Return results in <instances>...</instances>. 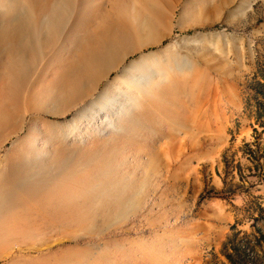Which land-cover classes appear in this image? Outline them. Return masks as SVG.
<instances>
[{"label": "rangeland", "instance_id": "rangeland-1", "mask_svg": "<svg viewBox=\"0 0 264 264\" xmlns=\"http://www.w3.org/2000/svg\"><path fill=\"white\" fill-rule=\"evenodd\" d=\"M57 1L35 0L38 5L34 9L27 0H0V85H4L1 75L7 72L17 86H27L40 77L36 86L43 90L34 96L37 113L48 123L65 126L68 133L98 143L102 129L109 132V123L114 124L124 107L143 99L137 88L157 81L162 86L173 80L184 89L182 107L174 112L179 117L173 122L160 119L159 111L151 110L156 126L141 125L142 130L151 132L142 136L147 154L141 153L139 162L127 160L120 171L111 173L99 170L100 161L93 158L87 166L77 168L84 177L92 169L91 175L101 188L95 191L97 197L111 200L115 204L109 207L118 212L114 209L105 214L94 207L93 223L69 233L54 227L48 230L53 231L48 240L41 231L31 230L28 221H22L18 235L5 233L8 238L1 244L0 264L32 263L38 246L46 242L54 249L78 248V253L70 256L73 262L77 255L75 264H264V108L254 103L257 99L264 104L263 89L259 88V94L254 90L264 78V0H71L63 23L55 18L62 8ZM6 20L10 26L13 23L9 28L18 37L8 29ZM52 20L61 27L57 37L49 31ZM70 28L78 33L76 41L71 40ZM5 31L8 33L1 34ZM1 37L14 41L7 40L9 49L23 39L22 68L4 57L7 45ZM30 38L40 44L38 60L23 51ZM122 38L125 47L112 50L111 57L101 62L110 67L92 78L97 87L89 100L97 104L90 118L73 122L85 91L71 88L56 100L60 93L55 94L56 90L64 81L52 78L58 62L54 52H74L78 50L74 43L92 51L93 46ZM13 57L19 59V55ZM42 81L47 88L44 83L40 86ZM91 128L96 132L89 133ZM25 135L24 131L17 139L6 141L0 162L12 144ZM122 154L132 158L125 149ZM109 177L113 178L110 187L106 183ZM8 183L12 189L17 187L15 182ZM92 246L93 250L89 249ZM91 254L104 259H94Z\"/></svg>", "mask_w": 264, "mask_h": 264}, {"label": "bare ground", "instance_id": "bare-ground-1", "mask_svg": "<svg viewBox=\"0 0 264 264\" xmlns=\"http://www.w3.org/2000/svg\"><path fill=\"white\" fill-rule=\"evenodd\" d=\"M72 1L74 2L75 0H72ZM27 3H28L27 5H30L34 9L38 5L35 2V0H27ZM57 3L62 5L61 6L62 8L59 10V12L55 13V18L58 17L59 21L63 23L66 20V16L68 12L67 10L71 6V0H58ZM20 4H17V5L19 6ZM27 5L25 7L29 8L30 6H27ZM72 6H74V4ZM52 7L53 6H51V8ZM21 9H25V8H21ZM57 9L58 8L56 7V10ZM25 10L24 12L26 13ZM54 22L51 24L49 31L50 33L54 32V37H57L56 31H59V28L61 29V27L57 25L59 22H57L56 24ZM7 23H8L7 25H9L10 22L7 21ZM20 24H21L20 26L21 28L24 27V24L22 23ZM11 26L9 25L8 29H10ZM20 27L18 28L21 29ZM20 31L18 33H20ZM6 32L7 31L1 34L4 35V33ZM13 32L14 34L17 33V32L15 33V30ZM77 34L78 33H75L74 30L71 29V36H72L71 40L76 41L77 40L76 37H78L76 36ZM13 36H14L13 37V40H14L17 34L16 36L15 35ZM2 40L6 43V45L8 41H11V40H8L7 37L4 39H2L1 37V41ZM22 40L21 42L17 40L16 41L17 44L15 43L14 48L12 49H9V46L7 45V48H5V51L3 52V53H6L4 57L8 58L9 64H11L10 62L15 61L14 64L15 65L17 64L16 68L17 67L22 68V66H24L23 61L20 57L21 50L22 48L25 47V46L24 47L21 46V43L23 42ZM25 41L27 40L25 39L24 42ZM125 41L126 40L124 38H122L119 41L111 40L109 41V43H107L104 46H97V45L96 47L93 46L92 51L87 50V49L83 50L80 46H78V44L74 43L73 45L78 48V50H75L74 52H71L69 50L68 51L65 50L66 52H63L62 50L63 53L61 51L54 52L55 60L58 62L56 64L55 69L51 73L52 78L56 77L64 81V83L60 85L61 89L56 90V89L51 88L52 91L56 90V93L55 91H53L55 94H58L60 91V93L58 94L59 99H57L56 97V100L57 101L60 100V98L63 95H65L66 93L65 91L71 88L80 89V90L85 91L83 99L81 101L79 100L80 102H78V100L76 101V99L73 98V100H75L76 103L78 102L77 105L82 106V108H80L79 110L76 108L77 111L75 112V114L72 113L74 115V119L72 120L73 122L81 118H86V119L90 118L92 110L94 106L97 104L96 102L95 103L93 102L94 100L93 101L89 100V98H91L94 92V87H97L94 85L93 82H91L92 80H94L92 78H95L94 75H96V73H103L110 67L108 65L102 66L101 62L103 61L104 58H106V56L107 58H110L112 54V50L116 49L117 46L126 45L127 43H125ZM28 42H27L28 45L26 44V50H23V51L32 53V56L34 55V58L32 59L38 60L40 56V52H41L39 50L41 48L40 44L38 43L37 39H31ZM1 49L2 48H0V51H2ZM89 51H90V54H89ZM1 53L2 52H0V54ZM13 55H16V56L19 55V59H13L14 58ZM10 58L13 60H11ZM135 65H137V63L134 64L133 66ZM44 71H43V74L45 73ZM22 72L26 74V71L22 70ZM1 77L3 79L4 85H0V151L3 148L2 146L5 145L8 139H11L13 137L17 139L16 136H20L21 132H24V131L26 132V135L19 138L17 142L13 143L12 147L9 150L7 149L8 151L6 152L4 159L0 162L1 164V167H0V252L3 250V246H4V245L1 246L2 241L5 239L7 240L8 238L7 236H9V234L18 235L20 233L21 227L19 228L18 224L21 223L22 221H28L26 224H30L29 228H31V230L34 229L35 231L36 230L41 231L43 234V237L46 238V240H48L49 237L52 235L51 233H53V231L49 232L48 230L49 229L52 230L54 227L55 228L57 227L60 229L62 228L68 229V233H69V230L71 231L72 229H81V228L84 229L86 227V224L93 223L94 222L93 218L95 216L94 207L101 209V211L104 212L105 214L112 213V211L114 212V209L116 212L117 211L116 208L112 209L109 207L110 204H115V203L111 202V200L107 201L105 197L103 198L97 197L95 191L101 190V188L97 186L98 184L96 185L95 178L93 177V175H91L92 169L87 170L86 172L87 175L84 177L83 175L82 176L79 175L77 168L83 167L81 165L87 166L88 162L92 161L93 158H96L98 159V161H100V164L98 165L99 170L104 171L106 169H109V171L112 170L110 171L111 173L113 171L114 172H117L118 170L120 171L119 169L120 165L123 162L124 163L127 162V160L132 163L134 162L136 163L137 161L139 162V155H141V153L147 152L146 145H143L144 137L142 136H147V134L151 132V131L142 130L141 129L142 123L156 126V123L154 122V118H153L154 116L151 113V110H155V111L158 110L160 113L159 117L161 116L162 118L170 119L171 122H173L172 119H174L175 121V119L179 117V115L174 112L179 111L178 109L182 107L181 95L184 93L182 84L181 86L180 84H175L173 80H170L169 82H167L165 85H162V86L157 81L158 83L152 82V84L146 88H137L136 92L141 93V96L143 95L142 96L143 99H140L143 102H140L139 99L138 100L135 99L132 106L124 107L123 112L120 113L116 117V121L114 122V124L109 123L108 125V128H110L109 132L105 129H102V133H103L102 136L99 133H97L101 136L100 138L101 141L98 143V142H95V141L93 142L89 140V138L85 137V139H83V137L79 136L82 138L81 140L78 136H75L74 133L72 134L68 133L69 131L67 132V129L65 128V126H62L61 124L60 126V125L48 123L45 121V118L42 117L41 114L39 115V113H37V110H35V106H34L35 105L34 96L35 94H37L38 91L41 90V89L39 90V88L37 87L38 85L36 86V82H40V79H41L40 77H36V80L33 81V83L30 82L27 86L24 84H19L20 86H17L14 82V78L11 77V74H8V72L5 73L4 75H1ZM51 80L53 81L54 79H51ZM54 81H56V79ZM43 83L46 86L45 82L43 81H42V85L40 86H44ZM70 93L71 91L69 92V94ZM39 94H41V92H39ZM101 96L99 97L101 98ZM47 97H44V98L47 99ZM52 98L53 99L51 100L54 102L55 98L53 97V95H52ZM76 98L78 99L79 97L77 96ZM38 99L39 98H37V100ZM39 101L40 100H38V102ZM57 101H56V104H57ZM76 103H74V105H76ZM42 108L43 107H40V109ZM48 110L49 109H47V112ZM116 125H117V129H115ZM88 132L95 133L96 130L91 128L88 130ZM81 134L83 135V133ZM139 136L141 137V139L138 138ZM94 139H96V137H94ZM137 143H140V144H137ZM128 145L130 146V148L128 147ZM124 149H125V152H127V154L128 152L132 153V158L130 160L127 158L126 154H124L126 157L122 154V151ZM128 156H131V154ZM109 171L108 173H110ZM97 172L98 171H96L95 173L94 171L95 174H97ZM5 180H9L10 182H13V183L15 182L17 187L15 189H12V186H10L9 185L10 183H8L9 181L6 182ZM112 180L113 178L109 177L108 182L106 181H103V182L108 183L110 187V186H113ZM116 194L117 193H115L114 196ZM107 195L109 197L112 196L110 193H107L106 196ZM113 206H117V205H113ZM114 216H116L115 213H114ZM111 218H114V217H110V219ZM33 221L35 222L32 223ZM105 223H106V220H105ZM54 230L56 231V229ZM5 233H7L8 235L6 236ZM26 234L28 235L29 233H26ZM57 234L56 236L58 237ZM71 239L73 240V238ZM57 240H61V237L60 239H57ZM52 242H54V240ZM50 243L46 242L44 246L42 247L38 246L37 257L34 258L33 261L31 259L32 263H26V262L24 263L26 264H69L70 263L69 261L72 262L70 258L71 252L78 253V250H77L78 248L75 250H71L72 248H62V247L54 249V246L51 247V245H49ZM52 245H54V243ZM104 245L107 247L106 244ZM108 245H111L110 242ZM114 245H113L114 248L118 246V245L116 246ZM89 249L93 250V246L92 248H89ZM101 250L102 252H104L103 251L104 249H101ZM118 252L122 253L123 251L120 249V251ZM84 253L85 252L83 251L82 254ZM91 255H94V254H91ZM91 255H90V259L92 260ZM101 255H103V253ZM75 256L77 257V255H74V257ZM95 256L97 255L95 254L93 256L94 259H95ZM98 256L97 258L100 259V257ZM76 257L75 259L78 258ZM82 259L83 257L81 258L80 262L82 261ZM90 259L88 257V260L87 259L86 260L89 261ZM102 259H104V257L102 258L101 256L100 261ZM105 260H104V263H105ZM100 261L98 260V262ZM19 262L23 263L22 260H20ZM76 263H78V261ZM88 263L90 264V262ZM88 263H84V264H88ZM73 264H75V262Z\"/></svg>", "mask_w": 264, "mask_h": 264}, {"label": "trees", "instance_id": "trees-1", "mask_svg": "<svg viewBox=\"0 0 264 264\" xmlns=\"http://www.w3.org/2000/svg\"><path fill=\"white\" fill-rule=\"evenodd\" d=\"M256 86H257V88L254 89L255 92H256L257 94H259V88H262L263 91H260V92H263V94H264V78H263V82H262V84L257 83ZM254 103H255L256 106L264 108V104L260 103L257 99H254Z\"/></svg>", "mask_w": 264, "mask_h": 264}, {"label": "crops", "instance_id": "crops-1", "mask_svg": "<svg viewBox=\"0 0 264 264\" xmlns=\"http://www.w3.org/2000/svg\"><path fill=\"white\" fill-rule=\"evenodd\" d=\"M20 241V240H19ZM25 244V243H24ZM5 254V253H4Z\"/></svg>", "mask_w": 264, "mask_h": 264}]
</instances>
